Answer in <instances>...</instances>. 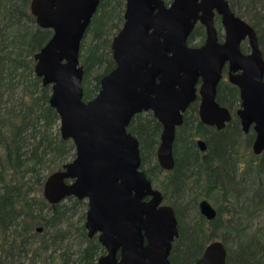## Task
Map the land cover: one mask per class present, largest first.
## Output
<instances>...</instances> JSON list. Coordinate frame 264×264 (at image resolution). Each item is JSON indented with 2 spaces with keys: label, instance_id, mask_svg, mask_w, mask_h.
<instances>
[{
  "label": "water",
  "instance_id": "1",
  "mask_svg": "<svg viewBox=\"0 0 264 264\" xmlns=\"http://www.w3.org/2000/svg\"><path fill=\"white\" fill-rule=\"evenodd\" d=\"M126 0L124 23L113 38L116 67L104 75L99 92L84 98L82 43L101 0H32L31 12L53 35L35 54V73L51 86L50 104L60 117L64 139L75 157L50 173L43 196L57 205L74 196L88 202L85 228L98 236L105 253L98 264H171L180 236L172 205L165 203L142 169L140 141L128 127L136 114L151 111L162 124L157 160L175 167L174 142L184 113L200 96V119L223 130L232 119L217 101L223 68L240 90L236 113L242 130L253 127V151L264 152V55L253 25L237 16L228 0ZM222 15L224 41L218 42L213 9ZM207 39L191 47L188 38L198 20ZM248 41L249 53L242 51ZM202 81L198 89V83ZM201 151L205 140H198ZM201 213L213 220L217 209L207 200ZM43 231V226L36 228ZM222 240L211 241L195 264H227Z\"/></svg>",
  "mask_w": 264,
  "mask_h": 264
},
{
  "label": "trees",
  "instance_id": "2",
  "mask_svg": "<svg viewBox=\"0 0 264 264\" xmlns=\"http://www.w3.org/2000/svg\"><path fill=\"white\" fill-rule=\"evenodd\" d=\"M232 1L257 31L264 55V15L248 19ZM31 2L0 0V264H36V258L56 251L75 231L82 244L73 264H98L105 249L96 237H88V202L71 196L52 205L43 196L47 176L75 157V144L62 137L59 114L50 104L51 86L35 73V54L54 32L38 24ZM125 7L126 0H101L87 29L81 48L85 99L99 92L101 78L116 67L112 41L124 23ZM200 31L197 26L189 42ZM218 101L234 110L241 102L239 88L221 81ZM196 111L194 103L190 113L195 115H185L177 128L171 171L157 160L163 127L154 114H136L128 127L140 141L142 169L179 221L171 264H195L218 232L228 250L227 264H264V152L256 155L251 149L255 134L243 136L236 114L225 129L207 136L208 149L202 152L195 140ZM202 199L221 201L215 219L201 214ZM192 211L194 218L186 226L184 218ZM39 224L42 232H37ZM46 260L69 264L64 254L50 253Z\"/></svg>",
  "mask_w": 264,
  "mask_h": 264
},
{
  "label": "rangeland",
  "instance_id": "3",
  "mask_svg": "<svg viewBox=\"0 0 264 264\" xmlns=\"http://www.w3.org/2000/svg\"><path fill=\"white\" fill-rule=\"evenodd\" d=\"M237 2H239L240 4H242V0H236L235 3L237 4ZM247 2H248V4L244 8H241L240 7L241 5H239V6L237 5V6H238V9L241 10V12H244V14L246 15V17L248 19H254L255 17H257V15L259 16L260 14L261 15H264V0H248ZM242 47H244L243 50L245 52H249L250 51V47L248 45V42H244L242 44ZM92 78H93V75H92ZM239 107L240 106L238 105V107H236L233 111L235 112L237 110V108H239ZM193 125L194 126H197V122L194 123ZM201 133H202V128H199L198 129V134L195 136V140L196 141L199 138H204V135H202ZM251 134H252L251 132L250 133H247V134L246 133H243V136L247 138ZM251 149H252V146H251ZM171 200H172V202L176 201V199L173 198V197H172ZM216 201L217 202H214V203L211 202V203L217 208V204L216 203H219L220 204L221 201L220 200H216ZM166 203H170V201H166ZM47 212L48 211L46 210V213ZM194 215L195 214L192 211V212H189V214L184 218L185 219L184 220V224L186 226H188L189 224H191L192 219L194 218ZM256 222H257V220H255V218H254L253 219V223L255 225H256ZM78 224L80 225V222ZM84 224H85V220H84ZM39 226H42V225L41 224L37 225V227H39ZM51 231L54 232L55 229L52 228ZM219 236H220L219 235V232L218 233H215L214 236H213V239L211 241L221 240ZM79 238L80 237L78 236L77 231H75L71 235V237L68 240H66V242H64L63 245L60 248H58L56 251L51 250L47 254H44L42 257L36 258V261H37L36 264H50V260H46L48 258V255L50 253H54L55 256H61L62 254H64V255L67 256L68 263L69 264H73L74 263V260L78 257V253L77 252L79 251V248H80V246L82 244L81 239H79ZM195 250H198V247L197 246H195Z\"/></svg>",
  "mask_w": 264,
  "mask_h": 264
},
{
  "label": "flooded vegetation",
  "instance_id": "4",
  "mask_svg": "<svg viewBox=\"0 0 264 264\" xmlns=\"http://www.w3.org/2000/svg\"><path fill=\"white\" fill-rule=\"evenodd\" d=\"M165 1V4H166V6H170L171 4H172V2H173V0H164ZM207 2L210 4V3H214L215 1L214 0H207ZM228 2H229V4H230V7H231V9L233 10V12L237 15V16H239V17H241L239 14H238V10L237 9H235L233 6H234V3H233V1L232 0H228ZM237 3H239V2H237ZM239 5H241L240 3H239ZM212 18H213V23H214V26H215V28H216V31H217V38H218V42L221 44V42H223L224 41V37H225V30H224V25H223V18H222V15H221V13L216 9V8H214L213 9V16H212ZM242 18V17H241ZM243 19H245V18H243ZM246 20V19H245ZM247 21V20H246ZM123 26V25H122ZM197 26H200V28H201V31H200V35L198 36V38L196 37V38H193L192 40H191V42H189L190 41V39H191V35H192V33L190 34V36H189V38H188V43H189V45L191 46V47H200V46H202V45H204L205 44V42H206V39H207V31H206V26L204 25V24H202V22H201V20L199 19L198 21H197V23H196V25H195V27H194V29L197 27ZM194 29H193V31H194ZM192 31V32H193ZM244 42H248L247 41V39L246 40H244L243 41V43ZM242 43V44H243ZM242 51H243V49H242ZM244 53H249V52H245V51H243ZM228 73H229V64H226L225 66H224V68H223V78H222V80L221 81H223V80H228ZM221 81H220V83H221ZM229 81V80H228ZM201 83H202V81H199V83H198V89L200 88V86H201ZM219 83V84H220ZM219 86V85H218ZM217 101H218V90H217ZM219 102V101H218ZM194 103H197V111H196V114H197V117H198V119H196V118H193V123H196L197 122V126L199 127V128H202V132H203V134L202 135H204V138H199L198 140H200V139H203V140H205L206 141V143H207V136H209L211 133H214V132H220L221 130H219L216 126H210V125H206V124H204L202 121H201V119H200V112H199V107H200V96H198L197 97V100L195 101V102H193L189 107H188V109L185 111V113H184V121H185V115H187V116H194L195 114H193V115H191V107H192V105L194 104ZM219 104L221 105V106H224V105H222L220 102H219ZM224 107H226V106H224ZM228 108V107H227ZM229 109V108H228ZM229 111L231 112V115H232V119H233V117H234V114H236L237 115V113H236V111L234 112L233 110H230L229 109ZM232 119H231V121H232ZM199 120V121H198ZM230 121V122H231ZM199 122L201 123V124H199ZM229 122V123H230ZM229 123H227V125L229 124ZM184 124V123H183ZM200 125V126H199ZM227 125H226V127H227ZM225 127V128H226ZM224 128V129H225ZM205 129H207V130H205ZM254 133L255 134V138H256V133H255V131H254V129H253V127H251V129H250V131L248 132V133ZM243 133H245L244 131H243ZM247 134V133H246ZM198 140H197V146H198V148H199V145H198ZM254 141H255V139H254ZM254 143V142H253ZM208 146V145H207ZM200 149V148H199ZM207 149H208V147H207ZM252 149H253V144H252ZM203 152V151H202ZM205 152V151H204ZM261 155V154H260ZM165 200V199H164ZM204 200H206V199H204ZM203 201V199L200 201V203ZM208 202H210V200H207ZM166 203V202H165ZM211 203V202H210ZM212 204V203H211ZM200 205V204H199ZM213 205V204H212ZM214 206V205H213ZM215 207V206H214ZM216 208V207H215ZM202 214V213H201ZM203 215V214H202ZM204 216V215H203ZM97 239H98V236H95ZM94 238V237H93ZM90 239H92V238H90Z\"/></svg>",
  "mask_w": 264,
  "mask_h": 264
}]
</instances>
